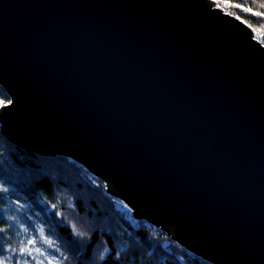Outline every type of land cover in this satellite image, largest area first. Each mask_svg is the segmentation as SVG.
Here are the masks:
<instances>
[{"label": "water", "instance_id": "obj_1", "mask_svg": "<svg viewBox=\"0 0 264 264\" xmlns=\"http://www.w3.org/2000/svg\"><path fill=\"white\" fill-rule=\"evenodd\" d=\"M0 127L70 156L213 264H264V44L211 0H0Z\"/></svg>", "mask_w": 264, "mask_h": 264}, {"label": "trees", "instance_id": "obj_2", "mask_svg": "<svg viewBox=\"0 0 264 264\" xmlns=\"http://www.w3.org/2000/svg\"><path fill=\"white\" fill-rule=\"evenodd\" d=\"M220 2L257 29L264 44V8L252 0ZM1 101L10 99L0 85L2 106ZM119 205L125 204L77 160L25 149L0 127V260L5 264L31 260L21 251L31 236L57 264H213Z\"/></svg>", "mask_w": 264, "mask_h": 264}, {"label": "rangeland", "instance_id": "obj_3", "mask_svg": "<svg viewBox=\"0 0 264 264\" xmlns=\"http://www.w3.org/2000/svg\"><path fill=\"white\" fill-rule=\"evenodd\" d=\"M211 1L218 8H222L224 10L226 9V7L224 6V3L220 2V0H211ZM252 1L258 7L264 8V0H252ZM251 28L254 31V36L258 39L259 38V36H258L259 31L257 29H255V28H253V27H251ZM1 102L4 105V102L3 101H1ZM103 185H106V183L104 181H103ZM122 202L125 205H122V206L119 205L121 211L124 210L126 212V215H128V216L134 215L132 209L124 201H122ZM126 208H130L131 209V212L127 211ZM135 227H136V225H135ZM39 230H40V235L43 236L44 235L43 229L40 228ZM44 241H47V240L44 239ZM46 244H47V242H46ZM24 251H25V253L28 252V255H29V257H30L31 260L30 261L29 260H23V263L22 264H57L56 257H54L51 253H48L45 250H41V248L39 247V245L34 240V237L33 236H31L30 239H28V243L25 245Z\"/></svg>", "mask_w": 264, "mask_h": 264}, {"label": "snow or ice", "instance_id": "obj_4", "mask_svg": "<svg viewBox=\"0 0 264 264\" xmlns=\"http://www.w3.org/2000/svg\"><path fill=\"white\" fill-rule=\"evenodd\" d=\"M21 251H24V249H21ZM0 264H5L4 260H0Z\"/></svg>", "mask_w": 264, "mask_h": 264}, {"label": "bare ground", "instance_id": "obj_5", "mask_svg": "<svg viewBox=\"0 0 264 264\" xmlns=\"http://www.w3.org/2000/svg\"><path fill=\"white\" fill-rule=\"evenodd\" d=\"M227 12V11H226Z\"/></svg>", "mask_w": 264, "mask_h": 264}]
</instances>
